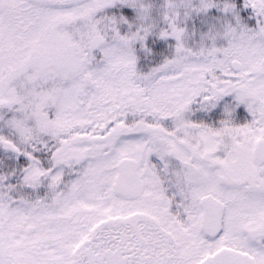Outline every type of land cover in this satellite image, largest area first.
Instances as JSON below:
<instances>
[{
	"label": "snow or ice",
	"instance_id": "obj_1",
	"mask_svg": "<svg viewBox=\"0 0 264 264\" xmlns=\"http://www.w3.org/2000/svg\"><path fill=\"white\" fill-rule=\"evenodd\" d=\"M0 264H264V0H0Z\"/></svg>",
	"mask_w": 264,
	"mask_h": 264
}]
</instances>
